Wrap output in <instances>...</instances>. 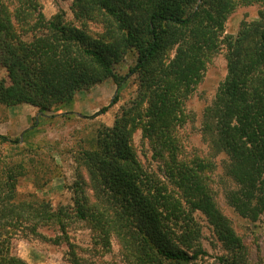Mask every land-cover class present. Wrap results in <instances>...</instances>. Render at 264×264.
Instances as JSON below:
<instances>
[{
	"label": "trees",
	"instance_id": "obj_1",
	"mask_svg": "<svg viewBox=\"0 0 264 264\" xmlns=\"http://www.w3.org/2000/svg\"><path fill=\"white\" fill-rule=\"evenodd\" d=\"M74 1L79 16L111 24L109 40L92 37L61 13L51 19L35 15L36 0H0V65L10 79L9 85L0 80V103L31 104L44 116L54 106H71L78 90L111 77L121 87L134 75L137 94L114 126L98 131L96 147L82 152L89 183L79 174L72 207L55 209L35 194L21 199L22 164L0 171V264H29L14 250L19 232L39 234L45 226H56L66 235L69 220L88 223L103 247H110L115 236L122 255L136 264H193L206 253L198 248L195 211L206 216L232 254L220 260L241 264L242 240L205 182L209 165L180 159L177 137L183 106L222 45L229 14L239 2L264 5V0ZM227 45V76L203 111L202 133L215 156H226L227 203L255 222L264 216V10L242 22ZM172 48L175 56L169 59ZM127 53H133L135 65L119 76L116 66ZM138 120L180 196L138 159L131 145ZM34 131L28 128L16 139L0 134V140L26 144ZM74 261L81 264L77 257Z\"/></svg>",
	"mask_w": 264,
	"mask_h": 264
},
{
	"label": "rangeland",
	"instance_id": "obj_2",
	"mask_svg": "<svg viewBox=\"0 0 264 264\" xmlns=\"http://www.w3.org/2000/svg\"><path fill=\"white\" fill-rule=\"evenodd\" d=\"M74 0H36L35 15L43 13L47 19L62 14L64 19L86 30L92 37L110 38L111 28L102 18L86 19L75 11ZM264 5L259 1L239 2L229 14L223 33L222 45L210 57L199 84L184 104V121L178 128L180 159L197 164L202 161L209 166L204 171L205 182L216 199L218 207L230 220L236 234L243 243L241 264H264V216L252 222L231 207L224 195V154L214 155L209 141L202 133V114L212 102L215 94L227 76V40L237 36L244 21L259 17ZM113 35V34H112ZM116 35L113 36V39ZM175 48L167 54L175 56ZM133 53H127L116 66V74L125 76L135 65ZM10 84L8 72L0 65V80ZM139 79L134 75L118 87L114 78H107L91 87L78 90L71 106L52 107L44 116L39 107L23 103L6 106L0 103V134L16 139L23 137L28 128H35L26 144L9 145L0 140V171L24 166V176L19 177L17 191L21 199L30 194L51 202L53 208L74 205L73 185L79 174L89 183V175L82 162V152L94 149L98 131L114 126L122 117L124 109L132 107L138 89ZM106 112L101 110L112 104ZM55 108V109H54ZM36 124V125H35ZM143 122L137 121L132 134L131 145L138 159L148 171L159 174L168 183L170 190L178 196L179 190L165 177V160L154 157L150 139L145 135ZM88 192L93 191L88 188ZM186 205V204H185ZM66 208V209H68ZM201 228L200 246L206 251L193 264H224L221 257L232 259L217 239L212 225L201 211L194 212ZM17 255L29 264H74L75 257L81 264H136L122 255L118 239L113 236L110 247H103L91 226L80 220H69L67 234L63 235L56 226H45L39 234L18 233L14 239Z\"/></svg>",
	"mask_w": 264,
	"mask_h": 264
},
{
	"label": "water",
	"instance_id": "obj_3",
	"mask_svg": "<svg viewBox=\"0 0 264 264\" xmlns=\"http://www.w3.org/2000/svg\"><path fill=\"white\" fill-rule=\"evenodd\" d=\"M22 137V136H21Z\"/></svg>",
	"mask_w": 264,
	"mask_h": 264
}]
</instances>
